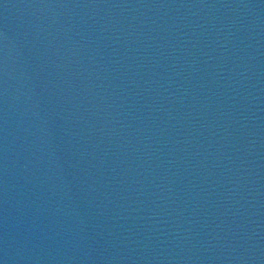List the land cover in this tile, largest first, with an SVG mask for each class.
Segmentation results:
<instances>
[{
  "label": "water",
  "instance_id": "95a60500",
  "mask_svg": "<svg viewBox=\"0 0 264 264\" xmlns=\"http://www.w3.org/2000/svg\"><path fill=\"white\" fill-rule=\"evenodd\" d=\"M0 264H264V0H0Z\"/></svg>",
  "mask_w": 264,
  "mask_h": 264
}]
</instances>
